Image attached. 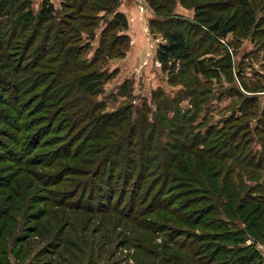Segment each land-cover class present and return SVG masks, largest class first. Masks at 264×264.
I'll return each mask as SVG.
<instances>
[{
  "label": "rangeland",
  "instance_id": "rangeland-1",
  "mask_svg": "<svg viewBox=\"0 0 264 264\" xmlns=\"http://www.w3.org/2000/svg\"><path fill=\"white\" fill-rule=\"evenodd\" d=\"M42 1L29 0L33 24L18 29L11 41L4 29L0 34L1 43L12 44L10 50H0V96L12 104L14 112L24 109L26 102L33 106V98L42 110L40 114H21L17 118L0 102V264H233L224 258L223 248L234 251L225 256L248 254L254 256L252 264H264V0H248L255 21L259 20L250 32L236 30L224 40L192 39L191 44H201L194 60H204L205 65L211 61L216 63H211V68L220 67L209 77L196 76L188 61H171V68L164 69L157 50L166 43L167 27H153L150 21L158 18L166 22L173 18L195 23L194 4L226 0H173L169 14L161 6L157 12L148 0H118L115 11L124 14L125 30L121 23L116 28L107 26L115 13L109 11L108 0L104 4L92 0L96 10L91 13L85 8L84 16L65 9L71 16L67 19L69 24L80 27L73 44L86 46L79 58L89 64L84 74L90 76L85 82L97 78L93 97L83 92L74 96L91 98L102 113L128 107L126 119L108 129L105 139L98 141L103 148H95L96 151H87L97 144L84 131L91 124L68 128L61 121L63 114L57 105L45 109L51 101L40 99L53 96L43 86L53 80L61 59H55L46 69L45 60L31 58L41 50V45L52 41L45 34H54L36 26L33 20ZM49 2L57 12L55 21L59 22L63 16L61 0ZM90 14L95 16L92 25L87 29L79 26ZM185 33L190 41L191 32ZM123 34L128 36L127 43L119 37ZM114 38L117 44L112 47ZM34 64V71L45 79L41 80V87L27 93L23 85L27 83V73L18 67ZM248 97H255L256 101L243 103ZM166 100L175 103L170 104L169 110H156ZM137 110L144 113L147 123L154 125L153 130L156 127L154 139L159 137L161 143H181L182 135L174 133L185 131L193 136V144L198 148H211L230 136L235 137L233 147L238 143L242 147L232 150L234 155L227 159L222 158V166L215 159L217 166L211 173L197 167L191 169L189 182L191 177L198 179L208 195L202 193L204 190L198 191L201 187H189L187 174L178 177L175 172L174 183L161 180L148 192L149 181L143 179L139 183L136 171L131 174L117 165L126 154H109L115 162L110 159L114 164H105L104 168L96 157H86L92 152L105 155L104 146L113 143H122L124 149L138 154L141 141L145 143L153 131L135 123ZM175 112L196 114L195 120L186 129H179L173 119ZM157 114L162 115L157 118ZM133 127L136 133H130ZM209 130L220 132L213 143L212 135L206 140L195 135L204 136ZM204 156L212 157L208 153ZM185 185L190 189L187 193V188L181 187ZM160 186L164 189L160 198L172 202L175 211L185 201L188 204L189 198L197 202L179 213L187 218H196L202 207L213 208L203 217L204 225L187 224L153 209L149 204ZM133 199L137 206L130 211ZM190 242L194 246H184ZM193 247L194 253H198L192 258L189 251ZM173 254H179L176 262L170 259Z\"/></svg>",
  "mask_w": 264,
  "mask_h": 264
},
{
  "label": "trees",
  "instance_id": "trees-1",
  "mask_svg": "<svg viewBox=\"0 0 264 264\" xmlns=\"http://www.w3.org/2000/svg\"><path fill=\"white\" fill-rule=\"evenodd\" d=\"M92 0H61V6H62V18H60L59 22L55 21V8L52 3L49 2V0H43L41 4V8L37 15L33 18L35 25L42 28L49 30L53 32V36L50 37L49 35L45 36L47 37V40H52L48 45L43 44L41 45V50H38V53L31 57L34 60L40 57V60H45V67L46 69H49L48 65L51 64L52 61H55L57 58H61L59 60V67L56 70V73L53 77V80L49 81V83L44 84L45 88L49 89V94L53 95L47 99H45L43 96H40V99L44 101H51L49 104L45 107V109H49L51 105H57L58 109L61 110V113L63 114L61 121L65 124L66 127H72L74 124H76L78 127L84 128L85 125L91 124V127L88 129L84 128V131L86 135L88 136L89 140L95 141L97 144H92V146L87 150L93 149V151H96L95 148H103L101 143L98 142L100 140L105 139V135L112 130L113 128L120 125L123 120L126 119L128 116L127 109H119L112 113H102L100 111V107L98 103L93 102L87 97L86 95L78 96L77 94L80 92H83L84 94L89 93V95H92V97L96 94L97 91V83H95L97 80L94 79L93 82H85V79H87L88 76H90L89 73L84 74L87 63L85 61H79L80 56L83 54L84 49H86L85 45L81 46V44L74 43L73 44V37L76 36V33L80 31V27L75 28L74 25L69 24V20L71 19V16L69 13L65 11V9H73V11H76L78 13H81L83 16L85 13V8L89 9L91 13H94L96 10V6L94 2H91ZM98 4L99 3H105L106 0H94ZM110 2L109 11H115L117 7L118 0H108ZM151 4V6L155 7L156 11L158 12V8L161 6L165 9V11L169 14L171 11V5L173 0H148ZM92 3V5H88L89 3ZM29 0H0V34L2 33L3 29L5 32V35H7V40L11 41L16 34L18 33V29H21L25 26H29L32 23V14L29 8ZM106 7V6H104ZM195 7V15H194V21L195 23H187L183 22L182 20L169 18L166 22H162L158 20V18L151 19V26L153 27H160L166 26V30H164V37L166 38V43L161 44L158 47L157 50V58L162 63L164 69H170L172 62L174 63L175 60L186 62L193 64L194 74L197 76L203 75L204 77L212 76L214 71H218L220 67L217 68H211L210 64L214 63L210 61V64L205 65L204 60H194L197 50H199L201 44L197 42V44H191V41L193 38H198L200 42L213 39V37H217L218 39L224 40L229 33H233L236 30H240L243 33L250 32L251 27L258 26V21H255L254 17V11L253 8L250 6V3L248 0H234L233 2H228V0L220 2H209L205 3L203 5L194 4ZM61 9V8H60ZM94 10V11H93ZM61 11V12H62ZM93 11V12H92ZM114 18L112 21L107 24V26H112L113 28L118 27V25L121 23L122 30L126 29V24L124 21V14L121 12L114 13ZM92 17V18H91ZM95 16H92V14L87 15V18L83 20L82 23L79 24L82 28H89V26L92 25V22L94 20ZM33 24V23H32ZM188 24V25H187ZM47 26V27H46ZM183 26V27H182ZM182 27V29H181ZM186 27V28H185ZM39 28V30H40ZM191 32L190 41L186 38V33ZM41 31V30H40ZM105 31V30H103ZM122 38L123 42L127 43L128 36L126 34H123L122 36H119ZM117 44L116 38H114V43L112 45L115 46ZM12 46V44L9 43H1L0 42V50L1 51H8L9 48ZM97 48V52L99 51ZM124 51V50H123ZM41 55V56H38ZM6 59V56H2ZM47 57V60L45 58ZM95 57V56H94ZM48 62V63H47ZM92 62V61H91ZM89 62V63H91ZM94 62V60H93ZM168 62H171V65L168 66ZM216 64V63H214ZM47 65V66H46ZM213 65V64H211ZM219 66H221V63H218ZM227 66H230L227 64ZM35 64L30 65H19L18 68L22 69V72L27 73V77L25 80H27L26 84L24 85V91L27 93L34 92L35 89L38 87H41L43 83H41L42 79H45L41 74H38L34 71ZM30 69V71H28ZM50 71V70H49ZM52 71V70H51ZM81 71V74H77ZM170 71V70H168ZM13 73V70H12ZM33 73V74H29ZM74 74V76L70 77L68 75ZM77 74V75H75ZM94 76L93 73H91V77ZM3 80V83H6V80L4 78H1ZM16 80V79H15ZM15 82L13 81V85L10 86L12 89L15 88ZM22 85V84H21ZM53 91V92H52ZM75 93H77V96H74ZM8 94V93H7ZM70 94V96H69ZM192 94V93H191ZM4 96V95H3ZM70 99L66 101L68 98ZM72 97V98H71ZM34 99V105L32 106V102H26L25 108L21 109L19 111L14 112V109H12V104H8L9 102L6 101L3 97L0 96V102L4 103V106H6L4 109H6L9 113L12 114L14 112V115L17 118L21 117V114H40L42 110L39 108V103L37 104L35 98ZM62 100V101H61ZM12 101H14V98H12ZM61 101V102H60ZM65 101V102H64ZM256 101L255 97H248L244 100L243 103H249L253 104ZM64 102V103H63ZM175 103L174 100H166L161 105V108L157 107L156 110H169L170 104ZM246 103V104H247ZM166 104V105H165ZM36 105V106H35ZM57 109L54 113L57 114ZM19 114V115H16ZM65 114V115H64ZM137 116L135 118V123L138 125L140 124L141 127H149L152 129V126L154 125L152 123H147L146 119L143 117L142 111L137 110L135 113ZM162 114H157V118L161 117ZM196 114L193 116H188V114L184 113L183 115L177 114L175 112V117H173L174 120H176L177 128L179 129H186L187 125H192V123L195 120ZM143 118V119H142ZM88 119V121H87ZM156 119V118H155ZM87 121V122H86ZM156 131V127L154 129ZM154 130L152 129V133H150L149 138L146 140L145 143L141 141V148L140 152L136 154L133 150H126L124 149V145L121 144H115L113 143V146L106 145L104 146L106 154L102 155L100 153L92 152L93 154L89 155L87 154L86 157H90L91 159L96 157L97 160H99V163L103 165L102 168L105 167V164L113 165V161L115 160L109 156V154L112 153V156H122V154H126L127 156L124 157L122 162H116L118 166H121L122 169H127L130 171V173H134L136 171L137 177L139 178V183L143 179L145 181H149L147 184V191L150 192L154 185H158V183L162 180V183L167 184L168 182L174 183L175 179L173 180L172 174L175 172L178 177H182L184 174H187V181L186 184H189V187L191 185H195L196 187H201L202 193L208 195L206 193V190L202 188L200 185V181L198 179H195L194 177H191L192 180L189 182L190 176H192L191 173H193L194 167H197V170L203 169L205 172L211 173V171L215 170L217 163L215 159L219 160V164L221 165V159L224 160L228 157L234 155L232 153V150L238 151L237 149L241 148V144H236V146H232V143L235 142V137L232 138V136L227 138H224L220 141H213L214 137L217 136L220 132L219 130L210 132L207 131L204 136H197V138L200 140V138H204L203 140L207 139V136L212 138V142H215L216 144L211 147H202L198 148L197 145H194V139L193 136H189L188 133L185 131H177L174 133V135H182V142L178 143L179 141L173 140V143H161V140H159V137L157 140L154 139ZM137 132L136 127H133L132 132ZM191 134V133H190ZM194 135V134H193ZM196 139V140H198ZM155 140V141H154ZM220 142V143H219ZM90 145V144H89ZM241 145V146H240ZM196 147V149H195ZM214 149L213 152H209V150ZM126 150V151H125ZM205 153H208L210 156L214 157V159L211 157L207 159L204 155ZM65 156V155H64ZM65 158L68 159L67 156ZM113 160V161H110ZM126 162V165L124 164ZM183 164L181 166L179 163ZM185 162V165H184ZM174 163H178L177 166H174ZM189 163V164H186ZM124 164V165H123ZM248 165H251L250 163H247ZM116 165V164H115ZM190 165L192 168H190ZM222 166V165H221ZM101 168V169H102ZM99 169V168H98ZM173 172V173H172ZM148 175V176H147ZM161 177L158 179V177ZM182 179V178H181ZM179 184V183H178ZM212 184V182H211ZM215 184V183H214ZM213 184V185H214ZM187 188V190H184V193H187V191H190L188 188V185L181 186ZM215 189V186H214ZM146 191V193H147ZM208 191V190H207ZM164 189L162 186L159 187V190L156 192V198H154L153 201L149 205H152L153 209L155 210H161V214L166 213L170 214L171 216L177 218L178 220H183L184 223L191 224L194 226H200L201 224L204 225V219L203 217L206 214H209L212 212L213 208L205 209L202 207L199 210V213L197 214L196 218H192L185 216L184 214H179L180 212L185 211L188 209V207L194 205L195 201L194 199L189 198L188 204L187 201L183 203L181 207H184L182 209L179 208L177 211L173 210L171 207H173L174 204L172 202H167V199L160 198L163 196ZM222 194V192L220 191ZM259 194L260 192H256ZM229 198V197H228ZM135 199V198H134ZM133 199V202L131 203V210L136 208L137 204L135 203ZM210 207L212 206V201L210 200V197L208 196ZM262 204V202L260 203ZM175 207V206H174ZM160 214V215H161ZM201 214V215H200ZM223 236L222 234H220ZM219 241V240H218ZM189 245L190 247L194 246V243L190 242V244H185L184 246ZM187 247V246H186ZM192 249V250H191ZM189 253L191 254L192 258L196 257L197 253H194L195 249L194 247L191 248ZM197 251V250H196ZM234 252L232 249H222V254L224 255V258L228 261H232L233 264H252L254 256H249L248 254H239L237 256V253L233 254L232 256H225V254L228 255V253ZM243 253V252H241ZM174 255V254H173ZM178 255H174L173 257L170 256V259H175L176 262L178 258ZM179 260V258H178Z\"/></svg>",
  "mask_w": 264,
  "mask_h": 264
},
{
  "label": "crops",
  "instance_id": "crops-1",
  "mask_svg": "<svg viewBox=\"0 0 264 264\" xmlns=\"http://www.w3.org/2000/svg\"><path fill=\"white\" fill-rule=\"evenodd\" d=\"M133 14H134V13H133ZM132 19H133V21H135V20H136V17H135V15H133ZM132 25H133L134 27H136V24H135V22H132ZM129 27H131V25H130Z\"/></svg>",
  "mask_w": 264,
  "mask_h": 264
}]
</instances>
